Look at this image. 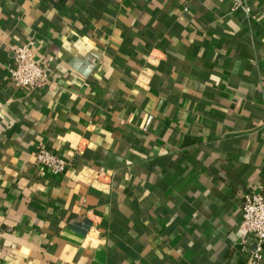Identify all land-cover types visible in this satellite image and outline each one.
Segmentation results:
<instances>
[{
  "label": "crops",
  "instance_id": "crops-1",
  "mask_svg": "<svg viewBox=\"0 0 264 264\" xmlns=\"http://www.w3.org/2000/svg\"><path fill=\"white\" fill-rule=\"evenodd\" d=\"M246 3L0 0V264H246L264 0ZM30 39L55 86L23 98L8 68ZM39 145L68 172L38 168Z\"/></svg>",
  "mask_w": 264,
  "mask_h": 264
},
{
  "label": "built area",
  "instance_id": "built-area-1",
  "mask_svg": "<svg viewBox=\"0 0 264 264\" xmlns=\"http://www.w3.org/2000/svg\"><path fill=\"white\" fill-rule=\"evenodd\" d=\"M187 3L197 0H184ZM232 11H242L246 15L251 9L246 0H229ZM34 40L30 39L22 45L11 47V64L9 65L10 82L23 98L43 88L55 86L49 72V58L38 59L34 52ZM152 116L145 122V130L152 123ZM35 164L40 169L52 174H66L71 161L66 156L50 151L46 146L39 145L36 150ZM102 172L98 173L100 176ZM5 223L0 219V235ZM240 229L247 252L246 264H261L264 255V191L253 189L244 193L241 203Z\"/></svg>",
  "mask_w": 264,
  "mask_h": 264
}]
</instances>
